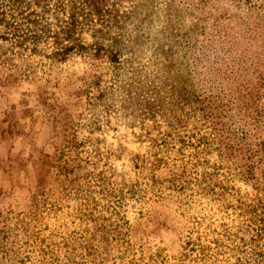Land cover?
I'll return each mask as SVG.
<instances>
[{
	"label": "rangeland",
	"instance_id": "rangeland-1",
	"mask_svg": "<svg viewBox=\"0 0 264 264\" xmlns=\"http://www.w3.org/2000/svg\"><path fill=\"white\" fill-rule=\"evenodd\" d=\"M0 6V264H190L240 236L264 203V0Z\"/></svg>",
	"mask_w": 264,
	"mask_h": 264
},
{
	"label": "trees",
	"instance_id": "trees-1",
	"mask_svg": "<svg viewBox=\"0 0 264 264\" xmlns=\"http://www.w3.org/2000/svg\"><path fill=\"white\" fill-rule=\"evenodd\" d=\"M1 7V6H0ZM0 16H3L2 19H0V22H3L5 20V13L3 10L0 9ZM73 47H66L63 50V54H66L69 50H71ZM66 51V53H64ZM247 197V196H245ZM255 202H248L242 203V205L239 206V213L238 216L242 218V223L238 227L240 229V236L234 237V236H227V233L229 235H235V233L232 231L227 230L226 232H222L221 230L217 231L219 236H215L213 238H219L216 241H205L202 239H206L204 237H197L198 240H202L199 244V247L197 250L194 249H186V251L182 254V260L186 261L189 260V263H197L202 264L205 262H209L208 264H247L248 258L254 260L253 252L250 250L249 252H245L243 250H240L241 247L246 246H254L257 247L260 245L259 248L264 246V203H261L260 205H255ZM260 204V203H259ZM262 209V210H257ZM244 218V219H243ZM240 223V221H239ZM230 240V241H229ZM216 246H212L210 243H214ZM228 247L230 248V254L228 258L221 259L220 255H223V248ZM251 254V255H249ZM187 258V259H186ZM255 264V263H253Z\"/></svg>",
	"mask_w": 264,
	"mask_h": 264
}]
</instances>
